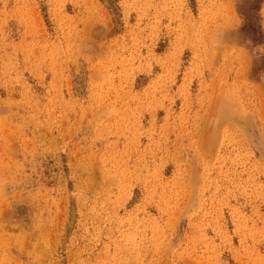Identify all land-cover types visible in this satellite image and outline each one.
Returning <instances> with one entry per match:
<instances>
[{
    "label": "rangeland",
    "instance_id": "374dc122",
    "mask_svg": "<svg viewBox=\"0 0 264 264\" xmlns=\"http://www.w3.org/2000/svg\"><path fill=\"white\" fill-rule=\"evenodd\" d=\"M0 264H264V0H0Z\"/></svg>",
    "mask_w": 264,
    "mask_h": 264
}]
</instances>
